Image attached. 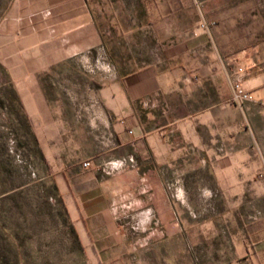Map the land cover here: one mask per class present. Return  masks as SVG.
Instances as JSON below:
<instances>
[{"label":"crops","instance_id":"obj_1","mask_svg":"<svg viewBox=\"0 0 264 264\" xmlns=\"http://www.w3.org/2000/svg\"><path fill=\"white\" fill-rule=\"evenodd\" d=\"M253 26L264 34V0L12 1L0 64L91 259L124 253L142 216L153 237L195 239V264H264ZM234 57L254 65L243 109L225 105Z\"/></svg>","mask_w":264,"mask_h":264},{"label":"rangeland","instance_id":"obj_2","mask_svg":"<svg viewBox=\"0 0 264 264\" xmlns=\"http://www.w3.org/2000/svg\"><path fill=\"white\" fill-rule=\"evenodd\" d=\"M12 1L0 0V21ZM256 32L264 36L259 27ZM9 78L0 64V264H195V239L153 237L159 224L144 223L142 216L126 220L124 253L91 259L55 190L54 176L26 133L23 111L10 102ZM230 101L225 105L236 108Z\"/></svg>","mask_w":264,"mask_h":264},{"label":"built area","instance_id":"obj_3","mask_svg":"<svg viewBox=\"0 0 264 264\" xmlns=\"http://www.w3.org/2000/svg\"><path fill=\"white\" fill-rule=\"evenodd\" d=\"M206 28V25H203ZM229 69V78L232 84V98L230 103L239 109H243L247 102L250 101L251 96L245 89L243 79L250 73L254 67L250 58L234 57L225 63ZM86 169L91 168V161L83 163Z\"/></svg>","mask_w":264,"mask_h":264},{"label":"trees","instance_id":"obj_4","mask_svg":"<svg viewBox=\"0 0 264 264\" xmlns=\"http://www.w3.org/2000/svg\"><path fill=\"white\" fill-rule=\"evenodd\" d=\"M9 79H10V78H9ZM9 82H10V90H9V91H10V96H11V97H10V102H13V100H15V101L19 104V107H20V100H19L18 94H17V92H16V90H15V87H14V85H13L11 79H10ZM11 98H12V99H11ZM20 108H21V107H20ZM22 118L24 119V124H25L26 133L32 136L31 127H30V125H29V123H28V121H27L25 115H23ZM55 190L58 191L56 185H55ZM76 236H77V235H76ZM77 239H79L78 236H77Z\"/></svg>","mask_w":264,"mask_h":264}]
</instances>
